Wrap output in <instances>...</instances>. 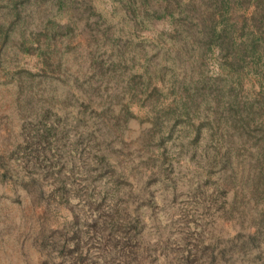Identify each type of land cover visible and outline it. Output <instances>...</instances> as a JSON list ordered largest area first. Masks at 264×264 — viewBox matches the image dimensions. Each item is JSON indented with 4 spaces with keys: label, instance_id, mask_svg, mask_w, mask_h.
Returning a JSON list of instances; mask_svg holds the SVG:
<instances>
[{
    "label": "rangeland",
    "instance_id": "1",
    "mask_svg": "<svg viewBox=\"0 0 264 264\" xmlns=\"http://www.w3.org/2000/svg\"><path fill=\"white\" fill-rule=\"evenodd\" d=\"M224 3L0 0V264H264L263 29Z\"/></svg>",
    "mask_w": 264,
    "mask_h": 264
},
{
    "label": "trees",
    "instance_id": "2",
    "mask_svg": "<svg viewBox=\"0 0 264 264\" xmlns=\"http://www.w3.org/2000/svg\"><path fill=\"white\" fill-rule=\"evenodd\" d=\"M213 1L214 4V9L219 11V10H224L226 9L227 5L224 3L225 0H211ZM236 4L239 6H244V4L246 5L245 9L249 8L247 6H250L253 4V9L251 11V16L250 19L253 21L254 26L256 27L257 30L260 29V27H262L263 31L257 35H254L251 37V39H249V43L252 45V47H255L256 43L261 42L264 48V0H235ZM221 35L224 37V42L225 45H221L220 48L223 49L225 48L226 50H230L233 46V40L229 34V32L227 30L222 29L221 30ZM215 30L212 28H209L206 36L207 39L212 40L214 39V37H216L217 35H215ZM219 96H222L219 92L218 95L215 96V100L219 101ZM262 136H264V128H262ZM208 155V153H206V156ZM228 153L226 152L224 154V156L221 159V165L225 166V165H229L227 156ZM261 175V180H259L261 183H264V172L261 171L260 174Z\"/></svg>",
    "mask_w": 264,
    "mask_h": 264
}]
</instances>
